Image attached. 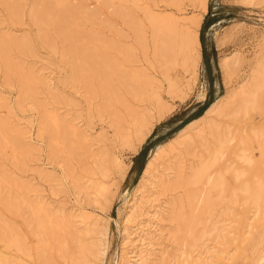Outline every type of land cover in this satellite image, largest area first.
Listing matches in <instances>:
<instances>
[{"label":"rangeland","instance_id":"rangeland-1","mask_svg":"<svg viewBox=\"0 0 264 264\" xmlns=\"http://www.w3.org/2000/svg\"><path fill=\"white\" fill-rule=\"evenodd\" d=\"M27 1L30 3L33 0ZM67 1L71 4L84 1L87 4L86 10L95 13L97 25L86 22L84 15H79L80 20L72 12L73 25L76 27L82 20L88 23L90 26L80 23L78 27L93 31L98 37L97 46L100 48L110 40L111 55H119L127 45L124 38L128 32L125 18L139 19L141 26L151 32L152 25L145 8L157 9L158 12L167 8L174 12L181 7L183 12L177 14H182V17H189L200 9L198 0ZM208 3L211 15L205 26V44L201 39L202 59L198 72L196 75L190 72L191 69L181 57L171 70L170 74L180 81L185 91L182 99L173 98L168 93L167 82L159 77L160 82L162 80L160 93L163 102L172 107V111L160 122L154 120L153 133L139 149V153L120 142L114 128L107 122L97 116L89 118L85 102L66 83L69 59L60 48L53 49L43 43L40 21L28 16L25 22H13L7 6L0 4V28L7 31L9 26L15 27L19 34L27 35L35 47V54L28 60L44 76V83L39 84L40 102L49 109L59 108L63 114L68 110L74 117L79 115V121L88 134L99 141V145L94 146L95 152L109 155L106 162L109 170L107 177L99 173L94 159L86 153L84 157L97 175L84 172L77 162H74L73 167L84 186L91 182H104L106 190L98 193L90 190V193L87 189L76 187L72 179L66 176L62 164L49 153L48 133L39 129L43 109L33 106L30 99L17 93L18 86L11 87L4 71L0 70V118L17 128L24 127L26 132L30 131L27 136L33 142L31 154L24 164L19 161L21 156L16 157L10 145L4 142L0 147V242L6 252L13 255L9 262L2 264H83L85 260L89 264H126L128 258L125 253L128 256L139 254L135 249L129 247L128 251L124 247V221L135 192L145 188L141 177L152 152L173 138L186 126L184 124L200 117L207 101L213 102L220 95L234 91L251 79L255 72L264 68V0H208ZM72 10L77 12L76 9ZM170 12L164 11L166 14ZM48 29L52 31V26ZM226 57H230L228 68L221 66L222 59ZM46 81L51 89L46 87ZM51 90L58 96L56 103L49 94ZM203 94L206 95L205 99ZM69 98L79 99L80 102L75 100L67 105L65 100L69 102ZM218 121L221 123V134L225 138L229 136V139L220 157L221 162H217L211 171L214 175L222 172L224 184L213 187L221 190H213L212 187L204 189L199 185V190L194 191L199 196L206 194L211 203L208 206H212L199 215L204 224L201 223L196 231L198 235L205 234L203 243L201 241L192 247L191 239L185 241L191 227L190 209L185 210V217L180 222L169 220L173 200L184 196L188 190L160 191L147 197L151 204L146 206L147 212L156 215L160 221L150 222L146 215L140 218L144 230H147L140 229L139 235L148 239L144 233H150L149 237L154 238L152 245L155 246V250L143 253L145 264H201L204 258L206 264H264V138L261 136L264 134V85L257 106L247 113L231 107ZM201 144L196 143V151L202 153V159L207 160L220 147L215 135L209 136L204 146ZM141 153V157L136 160ZM245 153L253 159L252 164L241 163L236 158V155ZM190 158L185 156L183 161L189 164ZM181 160L177 150L165 153L156 162L157 180L153 178L152 181L158 184L159 178L166 171H175L176 164ZM234 161L238 162L235 165L240 171L238 179L230 168ZM6 176L20 184L10 183L11 180ZM27 186L31 192L27 193ZM28 196L35 199L43 197L54 212L64 213L68 217L71 214L77 215L75 219L79 222L76 225L81 230L79 237H65L61 229L50 228L45 217L35 214L29 207L28 199L25 198ZM153 205L154 209H150L149 206ZM148 222L154 226L155 231ZM150 253L152 257L148 256Z\"/></svg>","mask_w":264,"mask_h":264},{"label":"bare ground","instance_id":"bare-ground-1","mask_svg":"<svg viewBox=\"0 0 264 264\" xmlns=\"http://www.w3.org/2000/svg\"><path fill=\"white\" fill-rule=\"evenodd\" d=\"M198 1L199 11L189 17H182V14H177V12H183L181 7L174 12H170L167 8L160 12L156 11L157 9L145 8V13L152 25L151 32L141 26L139 19L125 18L128 32L124 34V38L127 40V45L119 54L120 56L111 55L110 40L106 42L104 47L100 48L97 46L98 37L93 31L78 27L80 23L85 26L88 23L97 25L98 22L95 13L86 10L87 4L84 1H75L71 4L67 0H33L30 3L27 0H0V4L7 6L9 17L13 22H25L28 16L40 21L43 43L50 45L53 49L60 48L64 56L69 59V72L65 75L66 83L70 90L85 102L89 118L97 116L105 123L107 122L109 126L114 128L115 136L118 137L120 142L139 153V149L153 133L154 120L160 122L172 111V107L163 102L160 93L162 80L160 82L159 77H163L164 81L167 82L168 93L173 98L182 99L185 97V91L181 88L180 81L170 74L171 70L176 67L179 57H181L185 65L191 69L190 72L195 75L198 72V66L202 59L200 29L205 15L209 12L208 0ZM176 3L178 2L176 1ZM177 6H180V4H177ZM72 8L76 9L77 12L70 11ZM164 11L170 13L166 14ZM72 12L76 17L84 15L88 23L85 24L82 20L83 22H79L75 27L72 21ZM77 13H79L78 16ZM79 18L81 20V17ZM50 25L52 31L48 29ZM3 30L0 28V70L4 71L7 83L11 87L18 86L17 93L26 99H30L33 106L43 109L39 129L48 133L51 157L62 164L66 176L72 179L76 187L87 189L90 193L92 190L97 193L106 190L104 182H91L84 186L82 179L77 176L73 167L74 162H77L84 172L97 175L90 166L89 161L84 157V153H86L89 158L94 159L99 173L103 177H107L109 170L106 167V162L109 155L95 152L96 148L94 146H98L99 141L88 134V131L83 127L84 125L79 121V115L74 117L68 110L63 114L59 108L52 107L49 109L40 102L39 84L44 83V76L38 73L28 60L35 54L34 45L27 35L19 34L15 27L11 28L9 26L7 31ZM229 58H223L221 66L228 68ZM45 84L47 88L51 89L48 81ZM263 85L264 68H261L253 74L251 79L241 84L234 91L220 95L202 116L183 127L169 141L155 148L141 177V182L147 189H137L130 201L129 212L124 221L126 234L124 247L125 249L130 247L139 252L137 255L132 254L133 256H128V253H125L128 258L126 264H131V262L145 264L146 260L143 253L151 249L155 250V246L152 245L154 238L149 237L150 233H144L148 236V239L139 235L140 229L142 231L147 230V228L144 230L140 218L146 215L150 222L160 221L156 215H151L150 211L147 212L146 206L151 204V201L147 199L148 196H153L163 190L182 192L188 190L186 196H179L173 200V210L169 215V220L180 222L185 217V210L190 209L192 214L190 215L191 227L185 241L191 239L192 247L198 245L201 241L203 243L205 234L198 235L196 228L202 223L200 216L203 213L201 212L212 206H208L211 203L208 201L206 194L202 193L203 195L199 196L194 191L199 190V185H202L204 189L211 187L213 189V187L224 184H222V172L214 175L211 171L214 165L220 161V157L222 158L226 142L229 139V136L225 138L221 134V123L218 119L226 115L231 107H236L239 111L247 113L252 107L257 106ZM49 94L55 103L59 100L54 91L51 90ZM205 96L203 94V99H205ZM75 100L77 99L69 98V102L65 100V103L68 105ZM28 132L30 133V131ZM28 132L24 127L17 128L0 118V147L4 142L10 145L16 157L21 156L19 161L23 164L32 151L33 142L32 138L27 136ZM212 135H215L220 147L211 154L209 160L207 158L202 159V153L196 151V143H202L201 145L204 146V142ZM261 136L264 138V134H261ZM230 142L232 141L230 140ZM175 150L178 151V156L182 160L176 164L175 171H166L167 173L159 178L158 184H155L152 180L153 178L157 180L156 162L168 151ZM185 156L191 157L189 164L185 160L183 161ZM236 158L239 162L248 165L252 164L253 161L251 156L246 153L240 156L236 155ZM237 163V161H234L230 168L233 169L238 179L240 171L235 167ZM123 175H126V171ZM9 180L12 184H20V182L18 183L11 178ZM28 192H31V190L29 191L27 186ZM25 198L28 199L29 207L32 208L35 214L45 217L44 220L50 228L61 229L65 237H79L81 230L76 225L79 222L75 219L78 217L77 215L71 214L68 217L63 215L64 213L52 211V207L43 197H40V199L29 196ZM149 207L154 209V205ZM165 212L166 210L163 211V213ZM186 220L188 221V219ZM80 223H84V221H80ZM151 227L154 229V226L151 225ZM12 256L6 252L5 246L0 242V264L9 262ZM148 256L152 257L151 253ZM22 261L24 262V260ZM24 264H27V262H24ZM83 264H89V261L85 260ZM201 264H206V258L202 259Z\"/></svg>","mask_w":264,"mask_h":264},{"label":"trees","instance_id":"trees-1","mask_svg":"<svg viewBox=\"0 0 264 264\" xmlns=\"http://www.w3.org/2000/svg\"><path fill=\"white\" fill-rule=\"evenodd\" d=\"M210 15H211V11H210L209 14L207 15V18H208ZM205 26H206V24H205V22H204L203 27H202V31H201V34H202L201 39H202L203 44H205V39H204ZM211 104H212V102L207 101V106L204 107V108L202 109V111L200 112V116L203 114V112H205V111L209 108V106H210ZM184 125H187V123L184 124ZM141 155H142V153H141L140 155L137 156L136 160H138V159L141 157ZM145 165H146V164H145ZM143 170H144V169H143Z\"/></svg>","mask_w":264,"mask_h":264},{"label":"crops","instance_id":"crops-1","mask_svg":"<svg viewBox=\"0 0 264 264\" xmlns=\"http://www.w3.org/2000/svg\"><path fill=\"white\" fill-rule=\"evenodd\" d=\"M208 19H210V16H209L208 18H207V16H206V18H205V20H204L206 26H207V23H208Z\"/></svg>","mask_w":264,"mask_h":264}]
</instances>
